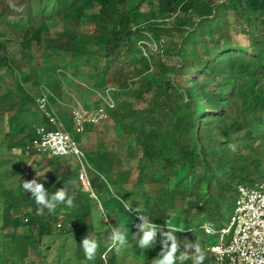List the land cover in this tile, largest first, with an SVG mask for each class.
<instances>
[{
	"label": "trees",
	"instance_id": "16d2710c",
	"mask_svg": "<svg viewBox=\"0 0 264 264\" xmlns=\"http://www.w3.org/2000/svg\"><path fill=\"white\" fill-rule=\"evenodd\" d=\"M127 1L0 0V83L16 81L35 48L68 56L77 63L43 69L48 104L63 100L62 77L85 68L90 87L119 90L105 113L121 134L107 142L98 127L106 119L78 132L69 110L56 112L80 148L95 134L84 153L95 199L73 157L33 149L37 128H54L45 114L37 126L5 133L9 150L41 156L45 175L33 172L0 194L2 264H25L30 248L58 233L73 237L75 257L87 264H124L129 254L152 264L156 253L165 264H217L209 247L233 214L238 187L264 182V0H158L149 15ZM11 42L18 59L8 54ZM15 86L17 94L0 95V117L36 106L32 92ZM124 160H134L135 171ZM98 205L108 220L102 231L93 219Z\"/></svg>",
	"mask_w": 264,
	"mask_h": 264
},
{
	"label": "rangeland",
	"instance_id": "374dc122",
	"mask_svg": "<svg viewBox=\"0 0 264 264\" xmlns=\"http://www.w3.org/2000/svg\"><path fill=\"white\" fill-rule=\"evenodd\" d=\"M221 1V0H213ZM158 0H128L126 4L127 9L134 8L139 5L138 11L144 15H149L150 12L157 10ZM171 19H166L169 22ZM53 25L56 28L61 27L60 23L55 21ZM4 20L0 19V33L4 32ZM232 37L236 42L241 44L247 43V37L245 35L232 33ZM152 49H155V45H151ZM18 45L17 43L11 42L8 44V54L11 59H18ZM154 52V51H151ZM150 52V53H151ZM147 53V52H146ZM145 53V54H146ZM172 60L164 58V62L170 63ZM77 63L71 60L68 56H61L53 52H47L43 47L33 49V56L29 63L22 65L17 72V79L7 77L0 83V95L6 94L7 92L13 91L17 94L16 84H20L27 92H32L34 97H38L41 93L40 90L45 87V76L43 69L47 65H60L71 67ZM33 69V70H32ZM77 76H71L69 73L61 78L63 100H57L55 104L50 105L55 112L59 110H69L77 107L94 108L101 106L103 100L107 97L111 98L114 106L117 104L119 90L112 87H106L104 89H96L90 87L85 78V68H79ZM33 71V72H32ZM4 71L0 70V74ZM37 78L38 88H34L31 84L33 74ZM41 88V89H40ZM109 90H108V89ZM47 92L46 94H48ZM111 96V97H110ZM33 112L29 114L14 115L11 119L8 116L0 117V194L6 188L14 187L16 180L24 179L34 172L33 177H42L45 172L40 171L39 162L41 156L29 155L26 153H20L16 150H9V139L5 138V133H13L18 128L33 124L37 126V120H39L42 109L36 106L32 109ZM37 113H35V112ZM101 128L102 134L106 135V141L112 142L118 140L121 136L119 129L109 119L105 120L102 125L98 126ZM125 143L122 142L119 149L121 151L125 148ZM95 146V134L94 132L88 133L84 136L82 147L80 148L84 153L94 149ZM80 147V146H79ZM125 165L128 169L135 171L134 160H124ZM1 201V198H0ZM101 207L98 205V211L94 214V225L96 230H105V224L108 220L105 217L101 218ZM1 213V212H0ZM175 215H179L178 212ZM228 220L224 222V226H227ZM1 225V222H0ZM25 229H21L18 232H25ZM58 229L56 226L52 227V234H56ZM1 233V231H0ZM5 233L10 234V230H6ZM107 233V232H106ZM2 239L0 238V264H2V258L5 257V253L2 254ZM213 244L217 243L216 239L211 240ZM74 244L73 237L70 235L58 233L50 237H44L41 243L35 245L34 248L28 250V256L23 259V263H34V264H87V261L77 260L73 252ZM5 252V251H4ZM160 253L154 255L152 264H165L167 260L165 257L159 256ZM124 264H136L137 261L133 255H126L122 261Z\"/></svg>",
	"mask_w": 264,
	"mask_h": 264
},
{
	"label": "built area",
	"instance_id": "2783aa9c",
	"mask_svg": "<svg viewBox=\"0 0 264 264\" xmlns=\"http://www.w3.org/2000/svg\"><path fill=\"white\" fill-rule=\"evenodd\" d=\"M152 44L154 43L148 46L151 51L156 52L157 47L154 44L153 50ZM47 92L45 88L41 89L36 102L37 107L43 110V114L54 128L48 130L45 126L38 127L36 130L38 139L34 142L33 149L39 155L73 157L78 165V179L83 190L96 199L90 187L89 165L84 152L65 129L55 110L48 104ZM103 102L101 106L91 109L73 108L70 111L73 129L80 132L86 124L95 126L105 120L106 108H113L114 104L109 97ZM138 220L140 226H146V221L141 216H138ZM204 230L208 235L213 234L210 227L205 226ZM209 250L214 254L217 264H264V182L252 187H238L233 214L227 226L218 230L217 243L210 246Z\"/></svg>",
	"mask_w": 264,
	"mask_h": 264
}]
</instances>
